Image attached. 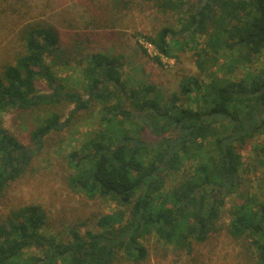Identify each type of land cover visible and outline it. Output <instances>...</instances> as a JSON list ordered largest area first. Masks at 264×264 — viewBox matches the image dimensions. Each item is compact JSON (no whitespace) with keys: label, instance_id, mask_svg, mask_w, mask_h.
Instances as JSON below:
<instances>
[{"label":"trees","instance_id":"trees-1","mask_svg":"<svg viewBox=\"0 0 264 264\" xmlns=\"http://www.w3.org/2000/svg\"><path fill=\"white\" fill-rule=\"evenodd\" d=\"M150 1L163 12L180 13L185 5L182 0ZM180 20L179 31L165 25L147 36L160 54L171 57L173 42H182L181 36L187 39L184 44L194 42L197 47L196 36H204L199 54L205 62L218 60L223 53L231 59L222 73L218 67L206 75L210 81L205 90L198 78L181 81V94L172 96L171 105L163 108L162 96L141 98L140 92L150 87L127 92L124 64L118 56L92 55L84 69L88 98L68 93L46 61V55L59 47V32L40 24L19 31L25 51L0 70V191L29 164L43 137L65 126L57 113L44 117L33 131L36 148L30 149L5 129V111L63 101L87 109L93 101L114 99L101 116L102 130L84 144L82 154L71 153L70 182L91 197L114 201L129 211L120 208L102 216L98 221L102 229L96 233L74 232L69 241L58 242L41 231L44 213L37 207L25 209L0 223V264H142L149 259L141 242L147 236L156 234L159 242L174 243L192 255L194 238L204 242L210 233L222 230L218 222L224 198L238 191L240 184L242 160L237 146L264 133V66L258 73L251 70L255 58L264 54V0H200ZM240 66L245 69L243 76L228 80L226 74ZM39 78L53 93H37ZM195 90L198 97L193 95ZM195 97L196 103L202 100L205 105H184ZM127 98L133 100L132 108L127 107ZM133 109L148 113L138 115ZM145 131L157 139L145 140ZM207 132L215 135L209 144ZM193 156L199 159L184 172L182 167ZM180 170L179 185L170 189L169 177ZM238 194L232 222L225 228L242 241V254L254 255L257 264H264V199L248 192ZM32 248L42 255L25 254Z\"/></svg>","mask_w":264,"mask_h":264},{"label":"rangeland","instance_id":"rangeland-1","mask_svg":"<svg viewBox=\"0 0 264 264\" xmlns=\"http://www.w3.org/2000/svg\"><path fill=\"white\" fill-rule=\"evenodd\" d=\"M182 1L185 5L179 13L163 12L150 0H0V70L5 63L12 62L18 52L25 51L19 31L30 24H40L59 32V47L46 55V61L56 80L68 93L88 98L84 69L92 55L105 54L120 57L124 64L122 80L128 93L134 88L150 87L149 91L140 92L141 98L153 99L159 95L164 100L162 108L171 105L170 98L181 94V81L198 78L205 90L210 81L206 75L218 67L222 73L224 65L231 59L230 54L223 53L218 60L210 58L205 62L199 54L204 46V36H196L198 47L194 42L192 45L184 44L187 39L181 36L182 42H173L171 57L160 54L148 41L147 36L165 25L179 31L183 25L180 18L200 2ZM255 59L251 70L258 73L264 66V54ZM233 61L235 65L238 63L237 59ZM239 68L232 74H226L227 79L232 81L242 77L245 69ZM36 86L38 94L53 93L43 78L36 81ZM193 95L198 97L196 90ZM194 99L184 105H205L202 100L196 103V97ZM127 100L131 106L133 100ZM183 101H186L184 97ZM113 103L114 99L109 103L93 101L89 108L84 109L76 103L63 101L59 105L43 103L26 109L12 108L3 113L5 129L30 149L36 148L33 131L44 117L57 113L65 126L46 134L42 147L21 174L0 191V223L37 207L45 216L41 231L55 241L67 242L73 238L74 232L85 235L89 230L100 231L102 228L98 221L102 216L113 214L120 208L129 211L114 201L91 197L70 182L74 174L70 165L71 153L78 151L82 154L84 144L102 130L101 116ZM141 113H148V110ZM142 137L147 141L157 139L148 131ZM214 137L212 132H207L206 144ZM237 147L242 160L237 175L240 184L238 191L224 198L218 222L223 226L222 230L210 233L204 242L194 238L192 255L174 243L159 242L156 234L147 236L141 242L148 250L149 259L142 264H257L254 255L242 254V241L235 240L225 227L232 222L231 213L240 201L239 192L264 199V133ZM197 159L199 156H193V160L185 162L184 172ZM182 175V170L172 173L168 184L170 189L176 187ZM192 223L195 225V220ZM27 253L42 255V251L36 248L26 250Z\"/></svg>","mask_w":264,"mask_h":264},{"label":"flooded vegetation","instance_id":"flooded-vegetation-1","mask_svg":"<svg viewBox=\"0 0 264 264\" xmlns=\"http://www.w3.org/2000/svg\"><path fill=\"white\" fill-rule=\"evenodd\" d=\"M128 99V98H127ZM128 101V100H127ZM127 104H128V102H127ZM129 105V104H128ZM128 108H130L131 106L129 105V106H127ZM132 108V107H131ZM134 110V112L136 113H138V115L139 114H141V111L140 110H138V109H133ZM150 134V133H149ZM151 135V134H150ZM181 180V179H180ZM179 183H180V181L177 183V185H179Z\"/></svg>","mask_w":264,"mask_h":264}]
</instances>
